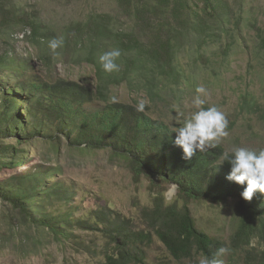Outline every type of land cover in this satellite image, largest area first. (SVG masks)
Masks as SVG:
<instances>
[{
	"label": "rangeland",
	"instance_id": "374dc122",
	"mask_svg": "<svg viewBox=\"0 0 264 264\" xmlns=\"http://www.w3.org/2000/svg\"><path fill=\"white\" fill-rule=\"evenodd\" d=\"M132 1L0 0V61L7 59L11 67L0 69V77L19 68L18 74L25 69V75L43 81L62 77L92 88L102 85L109 100L137 109L142 103L140 111L172 132L197 110L193 101L199 95L203 108L214 105L228 120V136L219 143L227 152L238 147L264 149V0H165L163 12L152 6L149 22L169 25L176 42L173 69L146 56L150 34ZM211 6L218 19L205 14ZM187 20L204 22V33L189 34ZM60 37L64 43L54 57L48 43ZM135 38L139 42L130 43ZM116 48L121 52L119 70L106 73L99 57ZM136 57L144 60L134 61ZM199 87L206 94L197 93ZM101 104L96 100L85 107L93 111ZM56 135L28 143L0 141V151L12 144L18 153L0 156V184L10 182L15 189L16 177L40 170L45 187L59 180L71 190L67 198L35 195L31 209L37 217L93 220L104 209L111 221L113 212H119L131 219L133 228L142 229L143 211L153 206L161 191L165 204L188 205L196 226L224 243L229 251L219 257L223 264H264V225L248 241L235 240L239 216L233 200L183 198L175 185L158 184L145 174L136 177L124 156L107 149H82L63 134ZM108 226L99 222L96 230L74 227L58 234L33 223L0 197V264H107L106 254L113 247ZM144 247V264H200L203 259L195 255L175 260L156 236Z\"/></svg>",
	"mask_w": 264,
	"mask_h": 264
},
{
	"label": "trees",
	"instance_id": "16d2710c",
	"mask_svg": "<svg viewBox=\"0 0 264 264\" xmlns=\"http://www.w3.org/2000/svg\"><path fill=\"white\" fill-rule=\"evenodd\" d=\"M141 1L133 0L132 4L137 17L147 23L150 34L146 56L157 62L164 61V66L173 69L176 42L170 37V27L165 23L153 25L147 15L152 6L163 12L167 2ZM212 10L214 8L207 9L205 14L218 19L217 11ZM186 24L189 34L195 32L201 35L205 31L204 22L187 20ZM176 34L181 38L182 34ZM262 40L264 42V36ZM134 42L137 44L139 41L137 38L130 41ZM142 59L144 57H136L134 61ZM5 68H11L7 59L0 61V69ZM17 70L19 68L6 77H0V141L11 138L18 143H28L37 137L54 139L58 136L56 134H63L69 143L82 149H107L124 156L136 177L145 174L158 184L175 185L183 198L214 203L233 200L239 216L234 233L237 241H248L262 230L264 194L257 192L250 201L242 198L241 192L246 184L237 185L226 179L230 165L227 161L221 163L223 154L227 152L221 144L204 152L197 151L191 160L186 161L182 158V150L174 143L175 132L164 129L131 104L109 100L102 85L92 88L62 77L43 81L32 74L25 75V69L19 74ZM96 100L102 102L101 106L93 111L87 110L85 106ZM0 152L1 157H16L18 154L16 145L12 144L3 147ZM41 173L44 172L35 170L34 173L16 177L12 181L16 182L15 189L10 187V182L0 184V197L33 223L62 235L74 227L96 230L99 222H108L106 233L113 247L112 252L106 254L107 264H144V246L151 243L153 236L163 243L175 260L191 259L195 255L210 260L219 259L215 253L224 247V243L196 226L188 205H178L176 201L165 204L161 191L154 198L153 206L143 211L146 226L142 229L133 228L131 219L119 212H113L115 220L111 221L104 209L98 211L93 220H72L69 215L37 217L31 209L36 202L35 195L48 200L57 196L67 198L71 192L59 180L45 187ZM26 181L31 184L25 188L22 184Z\"/></svg>",
	"mask_w": 264,
	"mask_h": 264
},
{
	"label": "clouds",
	"instance_id": "9594fccd",
	"mask_svg": "<svg viewBox=\"0 0 264 264\" xmlns=\"http://www.w3.org/2000/svg\"><path fill=\"white\" fill-rule=\"evenodd\" d=\"M63 37L54 38L49 41L48 47L54 57L60 53L57 49L63 46ZM121 52L118 48L105 52L99 57L102 70L106 73H112L119 70L116 63ZM197 93L206 94V89L199 87ZM194 106L197 108L191 116L184 122L183 126L178 128L175 133L174 143L182 150V158L186 161L191 160L194 154L204 152L210 148H216L220 141L228 136V120L223 112L216 106L203 108L205 101L196 96ZM138 110H143L141 103ZM227 161L230 165V171L226 179L237 185H245L241 196L244 200L250 201L254 194L259 192L264 194V149L253 150L245 147H238L232 150L231 154L225 152L222 156V162ZM229 250L225 247L217 249V257L227 254ZM200 264H223L219 259L203 258Z\"/></svg>",
	"mask_w": 264,
	"mask_h": 264
}]
</instances>
